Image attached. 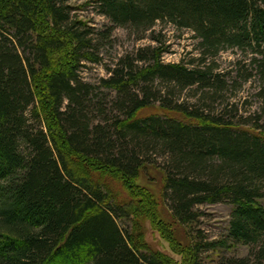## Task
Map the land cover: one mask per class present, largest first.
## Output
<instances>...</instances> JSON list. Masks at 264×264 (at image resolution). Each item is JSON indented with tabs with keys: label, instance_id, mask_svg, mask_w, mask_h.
Wrapping results in <instances>:
<instances>
[{
	"label": "trees",
	"instance_id": "obj_1",
	"mask_svg": "<svg viewBox=\"0 0 264 264\" xmlns=\"http://www.w3.org/2000/svg\"><path fill=\"white\" fill-rule=\"evenodd\" d=\"M90 1L103 31L74 20L70 0H0V264H175L138 247L140 209L103 179L135 182L149 167L163 173L190 264H264V85L259 112L237 120L224 99L237 82L216 63L230 49L251 54L236 79L264 84V0ZM159 23L193 32L199 58L166 64L153 36L157 47L120 60L100 86L82 80L115 31L141 41ZM192 91L197 103H185ZM219 203L233 207L229 229L210 241L199 207ZM244 246L247 257L229 255Z\"/></svg>",
	"mask_w": 264,
	"mask_h": 264
},
{
	"label": "rangeland",
	"instance_id": "obj_2",
	"mask_svg": "<svg viewBox=\"0 0 264 264\" xmlns=\"http://www.w3.org/2000/svg\"><path fill=\"white\" fill-rule=\"evenodd\" d=\"M69 5L72 9V18L87 24L91 29L103 31L110 25L107 18L99 13L98 6L93 1L70 0ZM153 33L139 41L127 30L118 29L114 32L113 45L105 46L101 50L102 62L98 65L85 64L81 72L82 80L85 83L100 86L103 80L110 77V70L115 69L120 60L127 56L134 57L139 49L157 47L158 44L152 40L153 36L160 37L161 35L162 37L163 48L166 50L162 59L166 64L190 65L193 59L199 58V41L193 32L178 30L171 24L159 23ZM252 57L251 54L246 55L240 50L230 49L222 52L216 61L218 72L228 79V83L232 85L233 81L237 82L236 87L229 90L224 98L225 102L234 106L237 111V120H241L240 117L242 119L254 117L259 112L261 105L259 93L264 84L260 77L253 73L254 76L249 81L236 79L239 66L250 67ZM240 63L241 65H239ZM241 76L243 77V75ZM102 91L106 94L109 93L108 90L102 89ZM194 94L195 91L186 92L182 95V100H185V103L196 104L198 97ZM153 112L149 111L146 114ZM157 114L163 113L158 111ZM80 164L88 174L93 173L94 170L98 172V169L92 168L90 163L80 162ZM102 174L112 196L118 202L123 201L140 209L133 217L131 225L134 241L138 247L145 251L161 254L175 264H190L189 237L185 229L172 220L161 201L164 177L160 169L149 167L148 171L135 182L124 181L120 175L113 172L103 171ZM261 205L264 206V200L261 201ZM199 211L202 217L197 229L202 230L210 241L221 239L227 235L233 211L230 204L203 205L199 207ZM229 253V255L247 257L250 254V249L245 246L235 247L229 250ZM206 258L207 256L204 257V259Z\"/></svg>",
	"mask_w": 264,
	"mask_h": 264
}]
</instances>
